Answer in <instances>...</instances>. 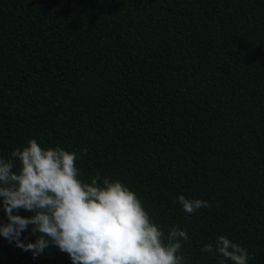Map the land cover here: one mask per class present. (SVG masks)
<instances>
[{"label":"trees","instance_id":"trees-1","mask_svg":"<svg viewBox=\"0 0 264 264\" xmlns=\"http://www.w3.org/2000/svg\"><path fill=\"white\" fill-rule=\"evenodd\" d=\"M30 138L185 229L188 264H219V235L264 264V0H0V156ZM0 264L71 260L0 236Z\"/></svg>","mask_w":264,"mask_h":264},{"label":"clouds","instance_id":"clouds-1","mask_svg":"<svg viewBox=\"0 0 264 264\" xmlns=\"http://www.w3.org/2000/svg\"><path fill=\"white\" fill-rule=\"evenodd\" d=\"M83 155L87 149H81ZM78 155L63 148L42 147L35 138L0 156V205L7 222L0 236L33 258L50 246L66 253L71 264H188L181 254L188 233L179 226L153 221L137 194L118 179L95 175L80 178ZM183 211L206 208L202 199L178 195ZM33 213L17 214L19 210ZM31 228L34 242H22ZM218 254L219 264H248V251L225 235L203 245Z\"/></svg>","mask_w":264,"mask_h":264}]
</instances>
